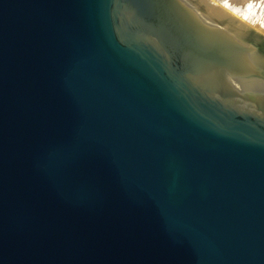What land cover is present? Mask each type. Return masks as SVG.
I'll list each match as a JSON object with an SVG mask.
<instances>
[{
  "label": "water",
  "instance_id": "95a60500",
  "mask_svg": "<svg viewBox=\"0 0 264 264\" xmlns=\"http://www.w3.org/2000/svg\"><path fill=\"white\" fill-rule=\"evenodd\" d=\"M175 2L0 0V264H264V68Z\"/></svg>",
  "mask_w": 264,
  "mask_h": 264
},
{
  "label": "bare ground",
  "instance_id": "6f19581e",
  "mask_svg": "<svg viewBox=\"0 0 264 264\" xmlns=\"http://www.w3.org/2000/svg\"><path fill=\"white\" fill-rule=\"evenodd\" d=\"M256 1L176 0L175 7L182 9L193 21L208 25L211 34H228L230 42L237 43L238 37L243 36L248 38L249 42H251L250 40H258L259 42L261 32L264 33V13L260 12L263 8L259 7H262L261 2L263 0L260 5ZM184 3L190 5L192 9H184L182 7ZM250 23L253 26H250ZM245 45V51L252 49L251 45ZM252 46L254 45L252 44ZM248 56L251 63L264 68V54L259 55L252 51L248 52ZM222 88L244 95H264V82L222 81Z\"/></svg>",
  "mask_w": 264,
  "mask_h": 264
},
{
  "label": "rangeland",
  "instance_id": "374dc122",
  "mask_svg": "<svg viewBox=\"0 0 264 264\" xmlns=\"http://www.w3.org/2000/svg\"><path fill=\"white\" fill-rule=\"evenodd\" d=\"M241 1V0H240ZM256 1V0H255ZM262 0H258V1H256L257 2V4L258 5H260L261 3V5H262V7L261 6H259L260 8H263L264 9V0L261 2ZM261 2V3H260ZM259 8V9H260ZM263 9H261L260 10V12H262V13H264V11H263ZM235 16H237V17H239L238 15H236L235 13H233ZM250 26H253L251 23H250ZM255 27V26H254ZM257 28V27H256ZM258 29V28H257ZM260 32V31H259ZM261 37H260V41L258 42V40L257 41H255V40H250L251 42H249L248 41V38H246V37H238V40H240V41H242L243 43H245V44H249V45H251L252 46V44L254 45L253 46V48H255L254 49V51L253 52H257L259 55L260 54H264V33L263 32H261ZM247 39V40H246ZM258 42V44H256ZM260 43V44H259Z\"/></svg>",
  "mask_w": 264,
  "mask_h": 264
}]
</instances>
